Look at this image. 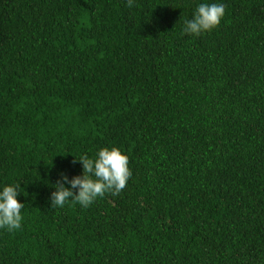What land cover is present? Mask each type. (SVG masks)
<instances>
[{"label": "trees", "instance_id": "1", "mask_svg": "<svg viewBox=\"0 0 264 264\" xmlns=\"http://www.w3.org/2000/svg\"><path fill=\"white\" fill-rule=\"evenodd\" d=\"M201 3L224 17L185 34ZM103 147L126 189L52 207ZM17 184L0 264H264V0H0V191Z\"/></svg>", "mask_w": 264, "mask_h": 264}, {"label": "clouds", "instance_id": "2", "mask_svg": "<svg viewBox=\"0 0 264 264\" xmlns=\"http://www.w3.org/2000/svg\"><path fill=\"white\" fill-rule=\"evenodd\" d=\"M133 3L134 0H127V7H133ZM224 15L223 4L201 3L195 10L194 18L184 21L183 31L185 34L199 36L219 26ZM76 160L83 165V175L69 180L67 175L61 173L62 179L54 185L57 190L51 194L52 207H63L69 199L88 207L106 193H122L132 176L129 159L118 147H103L95 158L82 155ZM66 183L71 187H67ZM19 188V184L7 185L0 191V228L10 232L22 226L21 210L24 204L18 200ZM74 189H78V193Z\"/></svg>", "mask_w": 264, "mask_h": 264}]
</instances>
